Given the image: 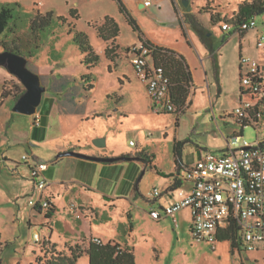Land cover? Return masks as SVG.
I'll list each match as a JSON object with an SVG mask.
<instances>
[{
    "label": "rangeland",
    "instance_id": "obj_1",
    "mask_svg": "<svg viewBox=\"0 0 264 264\" xmlns=\"http://www.w3.org/2000/svg\"><path fill=\"white\" fill-rule=\"evenodd\" d=\"M124 1L126 5L129 3ZM150 1L154 6L156 0ZM242 1L248 0H189L186 7L182 0H178L185 26H189L186 12L195 9L192 14L205 29L208 42L203 47L202 57H205L208 87L197 90L192 104L184 112L156 113L143 94L141 80L129 60L128 48L140 45L138 34L119 10L116 0H0V8L13 2L17 4L14 5L9 28L1 38L20 49L28 61L27 67L39 75L45 87L41 103L33 115L13 111L14 101L11 100L7 104L11 110L7 107L0 109V190L3 191L0 192L1 264H36L33 251L39 248L40 242H35L34 235L45 232V220L38 213L33 216L35 225L31 228L23 216L15 222L12 218L15 201H11V197L17 182L22 186L19 192L24 191L17 202L21 213L26 215L31 210L29 200L39 196L37 188L32 189L36 181L31 180L24 155L29 159L33 154L37 155L38 162L47 163L53 169L58 164L55 162L57 149L63 147L94 152L102 150L108 154L107 157H111L117 149L122 156L138 158L121 160V164L127 166L122 180H117L119 168L110 172L105 170L104 173L110 174L112 180L101 182V185L112 191L117 181L119 192L126 193L134 188L141 176L140 189L144 195H149L154 187L160 190L165 181L161 178L163 174L154 172L152 166L141 158L143 154H153L158 163L157 169L166 172L172 170L176 149L180 151L184 163L191 164L205 153L220 154L227 141L236 134H241V140L234 145L244 141L252 143L263 135L264 122L261 121L258 128L252 125L241 128L228 116L239 102V51L245 56L258 58V62L264 65V41L262 46L257 45L258 38L264 36L262 13L253 16L256 28L248 30L243 39V35L235 32V25L231 22L228 31L221 29L223 18H230ZM129 5L127 9L138 24L149 17V11L153 9L152 6L139 11ZM160 8L161 12H165L163 5ZM37 11L42 14L53 12V17L48 18L43 29L39 25L30 28ZM58 16L67 20L62 22ZM107 17L119 28L118 38L113 42L99 34V28L103 27ZM12 27L16 33L12 32ZM75 32L86 34L88 42L99 55L98 61L90 68L83 63L84 55L74 41ZM107 46H111L108 55L105 53ZM2 50L0 46V52ZM213 59L221 65L222 93L218 96ZM123 72L130 78L129 83ZM85 74L93 79V86L89 89L85 88L81 77ZM6 75V68L0 66V94L2 78ZM120 79L125 80V86L122 87ZM22 88L20 80L12 74L3 86L5 94L11 98ZM190 97L191 91L188 99ZM37 113L48 117L46 142L28 143L27 136L32 132L41 134L45 129L32 125V119L35 122L36 115L39 116ZM97 137L105 139L104 146L95 147L93 140ZM130 140L135 145H130ZM143 170L146 173L142 176ZM97 172L79 173L91 179V175ZM47 174L44 171L42 177L48 183ZM42 197L45 198V194ZM138 203L142 211L135 209L132 217L127 215V211L122 212L120 207L106 212L100 210V213L103 211L102 216L111 214L114 223L118 224L120 220L132 222L133 229L129 233L123 225L116 228V224L114 227L112 224L110 229L103 226L102 231L106 235L119 231L121 235L118 239L128 241L133 249L135 264H264L263 242L257 243L254 250L246 251L241 246L239 253L232 254L229 240L214 244L193 236L192 216L188 208L181 209L177 214L178 222L173 215L157 221L143 216L146 215L143 211L149 214V206L144 199L140 197ZM58 204L59 212L77 225L79 221L70 214L68 205H63L60 200ZM61 229L58 224L56 230L61 232ZM57 234L55 241L59 239ZM77 264H89L88 256L82 255Z\"/></svg>",
    "mask_w": 264,
    "mask_h": 264
},
{
    "label": "built area",
    "instance_id": "obj_2",
    "mask_svg": "<svg viewBox=\"0 0 264 264\" xmlns=\"http://www.w3.org/2000/svg\"><path fill=\"white\" fill-rule=\"evenodd\" d=\"M261 13L264 19V11ZM221 28L229 30L230 23L222 22ZM255 28L253 17L235 25V31L239 33ZM263 41L261 35L257 45L262 46ZM128 53L133 69L145 85L152 110L156 113L174 112L176 107L169 96L168 77L161 66L155 65L152 49L140 43L132 45ZM239 62L241 95L231 113L235 123L245 122L258 128L261 121L264 122V65L245 55H240ZM39 122L36 115L35 123L38 125ZM240 140L241 134H236L227 141L220 154L205 153L192 164L183 163L177 171V178L191 183L188 192L184 194L181 190L178 200L162 211L151 210L150 215L159 219L162 215L174 216L178 210L188 208L192 216L191 233L197 239L215 244L220 230L234 226V240L246 251L254 250L257 243H264V128L263 135H259L256 141L234 145ZM129 144L135 145V142L130 140ZM23 158L39 193L37 199L29 200V204L33 208L45 209L49 200L42 197L47 185L42 173L47 163L29 159L26 155ZM159 194V190L154 189L150 197ZM34 239L35 242L42 240L37 233ZM92 240L102 243L99 238Z\"/></svg>",
    "mask_w": 264,
    "mask_h": 264
},
{
    "label": "crops",
    "instance_id": "obj_3",
    "mask_svg": "<svg viewBox=\"0 0 264 264\" xmlns=\"http://www.w3.org/2000/svg\"><path fill=\"white\" fill-rule=\"evenodd\" d=\"M122 1L126 5L125 1L124 0ZM127 2H129L127 3V5L130 4L129 6H133L139 11L143 10L146 7L148 8L153 6L150 0H128ZM161 5L164 6L165 12H161V8H160ZM152 8H153L152 11H149V17H146L142 20V22H139L140 23L139 26L144 34V38L149 40L152 44L171 48L175 50L177 53L184 56L193 76L191 97L189 98L192 104L197 90L198 89L201 90L202 88L208 87L207 70L205 69V64H204L205 57H202V54H204L203 51H205L204 48L206 47L207 45L206 43L208 41H206L205 43V41L201 39L196 29L192 27L189 22H188L189 26H185L182 20V10L179 8L178 0H156V3ZM188 12L194 13L195 9L194 10L190 9L188 10ZM256 30L258 31V28ZM222 31H228V30H222ZM235 32L239 33L237 31ZM247 34L248 31H246L243 34L242 39L245 36H247ZM117 38L118 35L115 38H113V40L115 41ZM206 38L207 37H205V39ZM240 55H243L241 50L239 51L237 58L238 84H239V76H240V62H239ZM250 57L256 60L258 59L253 56ZM213 62H214L213 75L217 82V96H218L220 93H222V86H221L222 74L220 69L221 65L218 64V62L216 63V59H213ZM7 73L8 75L2 78L3 79L2 91L5 81L10 79L11 73L8 72V70ZM136 75L138 74L136 73ZM123 77L125 78V80H127L128 83L130 82V78L128 77L127 73L123 72ZM217 77H218V81L216 79ZM125 80L120 81L122 87L125 86ZM141 84H142L143 94L145 95V97L149 99L145 85L142 81ZM218 87H220L219 91H218ZM10 100L14 101L9 94H6V96L3 97L2 99L0 109L6 108ZM149 103L151 106L150 99H149ZM7 109L11 110L10 107H7ZM38 115L40 118L39 125H36L33 119H32V125L35 128L38 127L45 129L41 134L32 132L30 136H27L28 138L26 141L28 143L31 141H36L38 143L46 142V126H47L48 117L47 115H43L42 113ZM10 117H12L11 114ZM36 135L40 137H35ZM95 147L100 148L96 145ZM225 147H223L221 151L224 150ZM71 149L76 150L77 152H82V153L85 152L86 154L89 155L106 156V157L108 156V154L106 152H103L102 150L100 152H94L91 150L83 151L81 149H74L72 147H63L57 149L58 153L56 155L55 162H57L58 164L53 169H51L49 164H47V168L44 170L45 172L48 173L47 176L50 182H48L47 185L43 188L42 194H45V198H48L53 203V205H55V211L50 218L45 217L44 211L39 212L35 210L32 206H31V210H29L26 215L24 213H21L22 212L21 208L20 206H18L17 202L24 191L19 192V189L22 187L21 185H19V182H17V185L13 187L14 190L11 197V201H15V206L13 207L12 210L13 221L15 222V220L19 216H23L26 220V223L27 224L29 223L28 226L31 228L32 225H35L33 221V216H35L37 213L39 215H42L45 220L44 221L45 232L42 234L40 233L39 235H41L42 239L44 238L47 241H49L50 244H54L58 250L67 251L68 246L75 244H81L83 246H86L88 240L93 238H99L100 240H102L103 243L109 240L115 241L120 243L122 246H127L130 248L129 246L130 243L128 241L122 242L118 239V237L121 235L119 231L115 230L116 234L106 235V232L102 231L103 230L102 228L104 226L110 229L112 224L113 227L115 226L114 224H116V228L117 227L119 228L118 225H123L127 229V232L129 233L133 229L132 222L131 221L124 222L123 220H120L119 221L120 224L119 223L117 224L116 222L114 223L111 220V214L110 215L105 214V216H102L104 215L102 214V212L103 211L106 212L108 209L114 207H120L122 212L127 211V215L132 217L134 215L133 212L135 209H137L138 212L142 211L138 203L141 197L142 199H144L145 203L149 206V214L143 211V213L146 214L143 216L147 217L150 220L153 219L160 221L162 218H166L167 216L162 215L159 219H155L150 215L151 210L158 209L162 211L164 207L169 206L171 203L175 202L181 197L179 195V192L181 190L184 192V194H186L191 185V183L188 181H180L179 186L177 188L171 189V186L174 182V178L177 177L178 174L175 161L173 163L172 170L166 172L161 170L159 171V169H157L156 167L158 163L155 161V158L153 157V159H151L150 162V165L152 166V170H154V172H156L157 174L159 173L163 174L161 178L164 179L165 181L161 185L160 190L157 189L156 187L153 188V190L154 189L159 190L160 194L158 196L150 197V194L144 195V193L140 189V183L142 180L141 176L138 178L139 181L138 193H136L135 188L128 189L126 193L119 192V185L117 181L113 186V190L109 191L106 189L105 187L106 185H101V182L104 181L108 182L112 180L110 174H106L104 173V171L106 170L110 172L113 171V169L115 168L116 169L119 168V178L117 180L118 181L122 180L121 178L124 175V170L127 168V166L121 164V160H126L129 158L135 159L138 157H128V158L123 157V158H118L117 160L112 162H104V161L85 159L72 155L61 156V157L58 156L60 152H64ZM120 154H121L120 151H117L116 149L111 153L110 156L120 157L121 156ZM32 159L37 161L38 159L37 155L33 154ZM181 161L184 163L182 155H181ZM94 162H96L97 164ZM90 170H93V172L98 171L96 175L94 173H93L94 175L93 174L91 175V179H89V176H86V174L83 177L80 175L81 173H79L81 171L83 173L84 172L87 173ZM145 173L146 171L143 170L142 176ZM31 180L33 181V179ZM28 187L29 189H31V186ZM32 189L35 190V184L32 185ZM0 192L2 193L3 191L0 190ZM82 194L84 195L83 198L81 197ZM59 200L63 205L65 206L68 205L69 209L71 210L70 214L73 215V217L79 221L77 225H75L73 222H70L66 215L59 212V204H58ZM154 204L156 205V207L154 206ZM127 208L129 209L127 210ZM100 210L103 211L100 213ZM180 210H178L174 214V218L176 222H178L177 214L180 212ZM87 223L89 225V228L88 227L85 228V225ZM58 224L62 228L61 232L56 230ZM55 234L58 235L59 238L58 241H55L54 239ZM240 249L241 248L238 246V243L236 242L235 247L231 252L232 254L236 252L239 253ZM33 252L35 256H37L38 254L40 255L45 254L46 250L42 249L39 246V248L36 250L34 249Z\"/></svg>",
    "mask_w": 264,
    "mask_h": 264
},
{
    "label": "trees",
    "instance_id": "obj_4",
    "mask_svg": "<svg viewBox=\"0 0 264 264\" xmlns=\"http://www.w3.org/2000/svg\"><path fill=\"white\" fill-rule=\"evenodd\" d=\"M119 6V10L126 16L128 23L131 25L134 31L137 32L139 41L141 44L148 46L152 49V57L155 65L161 66L165 76L168 77L169 80V96L171 101L176 107V110L179 112H184L191 101L188 99L189 93L191 91V87L193 85V76L190 70L188 63L186 62L183 55L177 53L175 50L158 46L152 44L149 40L144 38V34L136 22V20L132 17L129 10L122 0H116ZM14 2L11 4H7L0 8V46L3 50H9L13 52L20 53V49L14 46L13 44H9L6 40L1 38L2 34L9 28V22L13 18L14 11ZM264 11V0H248L242 1L238 4L237 11L230 17H224V22H231L234 25L238 24L240 21L253 17L256 14ZM217 15H219L217 13ZM187 21L191 24L192 27L196 29L199 33L201 39L205 41V29L198 22V20L194 17L191 12H186ZM53 17V12L48 11L45 14L37 11L34 18L31 21L30 28L33 29L35 26L39 25L41 29L44 28V25L48 23V18ZM58 20L65 22L67 20L64 16H58ZM222 18H219L221 20ZM12 32H15V29L10 28ZM119 28L118 25L110 18H106L103 27L99 28V34L106 40L115 38L118 35ZM246 31L240 32L243 35ZM74 41L78 44L80 51L83 53V63L87 65L88 68L94 66V64L98 61L99 55L94 51L93 47L88 42L87 35L83 32H75ZM207 44V43H206ZM111 46H107L105 49L106 55L110 51ZM2 50V51H3ZM16 50V51H15ZM31 55V53H30ZM13 75V74H12ZM16 77V76H15ZM82 80L85 82V88L89 89L93 85L91 81V77L88 74L82 75ZM240 77V76H239ZM218 81V77L216 78ZM90 83V84H89ZM239 96L241 95V88L239 85ZM220 87H218V91ZM25 92V88L19 90L16 94L13 95L14 103L18 100V98ZM5 89H3L0 96V105L2 103L3 97H5ZM233 120L234 117L231 112L229 115ZM241 128L249 125L248 123H239L236 121ZM174 161L177 167V171L181 168L183 162L181 161V153L179 150L174 151ZM125 156H120L123 158ZM153 154H143L141 157L144 161L150 164L151 159H153ZM180 179L177 177L174 178V182L171 186V189L177 188L180 183ZM138 180L134 184V188L136 193H138ZM49 200V199H48ZM37 211H44V215L46 218H50L54 211L55 205L49 200V206L45 209H39L37 207L34 208ZM235 227L232 226L230 229L220 230L218 241L229 240L231 241V251L235 247ZM40 247L45 249L46 252L43 255H37L35 260L36 264H77L79 258L86 254L88 256L89 264H135V255L131 248L127 246H122L120 243L115 241H107L105 243H96L92 239L88 240L86 246L81 244H75L68 246V250H58L54 244H50L46 239H42L40 242ZM49 254V255H48ZM2 263L0 257V264Z\"/></svg>",
    "mask_w": 264,
    "mask_h": 264
},
{
    "label": "water",
    "instance_id": "obj_5",
    "mask_svg": "<svg viewBox=\"0 0 264 264\" xmlns=\"http://www.w3.org/2000/svg\"><path fill=\"white\" fill-rule=\"evenodd\" d=\"M182 1L183 5L188 7L189 0ZM0 66L5 67L8 72L16 76L25 88V92L14 103L13 111L27 115L35 114L37 107L41 103L43 92L45 91V87L40 82L39 75L27 67V59L25 56L9 50L0 52ZM93 143L101 147L105 145V139L97 137L93 140ZM67 155L104 162H112L120 158L117 156L106 157L89 155L74 150H67L58 154L59 157Z\"/></svg>",
    "mask_w": 264,
    "mask_h": 264
},
{
    "label": "flooded vegetation",
    "instance_id": "obj_6",
    "mask_svg": "<svg viewBox=\"0 0 264 264\" xmlns=\"http://www.w3.org/2000/svg\"><path fill=\"white\" fill-rule=\"evenodd\" d=\"M239 235H240V233H239ZM239 246V245H238ZM240 247V246H239ZM241 250V249H240Z\"/></svg>",
    "mask_w": 264,
    "mask_h": 264
}]
</instances>
